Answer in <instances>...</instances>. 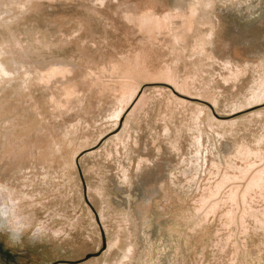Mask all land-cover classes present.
<instances>
[{
  "label": "rangeland",
  "instance_id": "1",
  "mask_svg": "<svg viewBox=\"0 0 264 264\" xmlns=\"http://www.w3.org/2000/svg\"><path fill=\"white\" fill-rule=\"evenodd\" d=\"M104 1L105 6L96 0H38L22 22L25 29L19 24L14 31L0 27V44L10 40L11 49L20 33L35 28L49 29L55 37L50 51L41 47L38 57L28 54L30 70L43 53L47 59L97 68L93 74L72 71L52 84L32 87L36 104L23 93L0 118L16 114L18 126L16 135L0 131V145L4 136L9 140L0 146V180L16 183L29 195L19 211L27 222L48 226V236L40 243L13 247L0 236V264H264L261 195L259 206L249 208L247 231L240 223L243 210L234 225L224 217L233 209L229 202L200 236L184 220L205 187L203 181L190 183L188 167L198 118L205 146H214L224 161L219 170L214 168L213 186L224 183L226 175L232 177L222 197L236 186L247 187L251 176L235 178L249 163L255 171L264 169V97L258 98L256 91L262 80L258 65L264 66V0H214L210 8L200 7L192 30L197 34L210 19L215 23L211 50L217 59L195 53L194 33H185V45L172 43L166 33L153 42L125 19L130 6L159 14L179 7L189 16L194 0ZM80 23L84 33L72 39ZM182 25L176 21L187 32ZM21 42L28 51L27 40ZM17 51L20 59L26 58ZM111 61L119 63V71L111 69ZM227 61L232 69L224 65ZM100 67L108 69L99 72ZM166 68L172 70L173 82L158 75ZM67 82L75 86L74 96L64 94ZM101 84H107V91ZM138 88L116 124L112 115L120 99L127 93L130 98ZM15 136L35 142V159L25 151L23 162H17L22 151ZM40 152L45 153L43 160ZM24 185L29 188L23 190Z\"/></svg>",
  "mask_w": 264,
  "mask_h": 264
},
{
  "label": "bare ground",
  "instance_id": "2",
  "mask_svg": "<svg viewBox=\"0 0 264 264\" xmlns=\"http://www.w3.org/2000/svg\"><path fill=\"white\" fill-rule=\"evenodd\" d=\"M37 1L38 0H0V27L3 29L7 28L9 31H14L13 30L14 26L16 24H19L21 28L25 29V26H23L22 22L25 20V17L34 8L35 3ZM96 1H98L101 6H105L104 0H96ZM194 1H195V3L193 4V6L191 8L189 7L190 8L189 16H187L186 13H184L179 7H176V10L175 9L173 10L171 8L165 14H159L153 10L139 11V10L135 9L133 6H130V7H128V12L126 13L125 19H127L132 24L136 25L140 29V32L144 33L150 40H154L153 42L158 41L159 36H161L163 33H166L172 39V43L175 42V43L180 44V45H181V43H183V45H185L184 43H187V42H185L187 39L185 36H187V34L188 35L193 34V33L196 34L194 32V30H192L194 28L193 24H195L193 22V19H195V17H197L200 14V7H202V8L205 7L206 9H208V8H210V6L213 3H215L214 0H194ZM176 3H179V2H176ZM206 9H205V11L207 12ZM16 10H18L19 13H16L15 12ZM95 13L100 14V12H98V9H95ZM206 16H207V13H206ZM206 19H207V17H206ZM177 20L182 21V24L187 27L185 29V31H187V32H184L183 28L181 29V28L176 26ZM203 20H204V18H203ZM209 21H210V24H207V22H206V24L204 26H202V27L198 26L200 29L198 28L199 32L196 34V37H195L194 50L196 51L195 52L196 54L200 53L203 56L211 54L210 56H213L212 57L213 59H217V57L215 56V54L211 50L215 46V37H216L217 26L215 25V23H213V21H211V19ZM201 23H202V21H201ZM33 28H35V27H33ZM33 28H31V29H33ZM83 30H85L84 24L80 23L79 28L75 31L72 39L76 38L78 40V38H80V36L83 35V33H84ZM185 33H187V34L185 35ZM166 34L162 35V36H166ZM15 35H16V33H13L11 36H15ZM62 36L64 39L65 33H62ZM22 38H25L28 42L27 44H29V45H27L29 47L28 51L26 49H24L25 47L23 48V45L21 44ZM54 38L55 37L51 34L49 29L42 31V29L40 30L39 28H35L31 33L28 31L27 32L25 31V33H20V35L16 41L17 44H15L16 48L14 47L15 50L11 49V45L9 43L10 40H8V41L6 40L7 42L5 41V42H2L0 44V118L3 115V113L5 111H7V108H9L10 105L12 106V104H10L11 101L14 100L16 97L18 98V96H21V94H23V93H26L28 98L32 102H35V100H33V98H32V95H33V93H32L33 88L32 87H37L39 84L40 85L52 84V82H54L56 77H58L59 75H62V77L64 76V78H65L67 76V74L72 73V71H74V73H76L75 75H77L78 72H82V71H87L90 74H93L96 72L95 70H97V68L95 66H89V64H86L84 66H80L82 63L79 66H76V65H74V63H70V61H68L69 59L65 60V58L55 60L54 59L55 57L53 59H50L48 56L49 59H47L46 54H44V53L41 54V58H42L41 62L38 61L39 60L38 59L37 61L34 62V65L31 64V67L32 68L35 67V70H32V68H31V70L28 69L27 65L29 63H27L26 61L30 55L29 53L32 54L34 52V54H36V53L39 54L41 52V50H40L41 47H44L45 50L50 51L51 47L54 45ZM67 38L69 39V37H67ZM32 39H33V41L34 40L36 41V43L39 47H37L34 42H31ZM62 43L64 46L67 45V43H64V42H62ZM82 43L84 44L85 40H82ZM18 48H20L21 51L24 53V56L26 57L25 59H24V57L22 59H20L21 57H18V55L16 53V52H18L17 51ZM173 49H175V48H173ZM45 50L43 52H45ZM197 51H198V53H197ZM37 54H36V56H37ZM124 59L127 61L128 64H129V61H131V58H129L127 56L124 57ZM77 61H79V60H77ZM136 61H138V59ZM72 62H74V61H72ZM131 63H132V61H131ZM138 63H139V61H138ZM258 63H260V62H258ZM43 65H46L45 68L41 67ZM224 65L227 68H231V69L234 67V65L231 61H227ZM110 66H111V69L112 68L114 69V71H119V69H120L119 63H116L114 61L110 62ZM107 69H108V67H100L99 72H104ZM224 69H226V68H224ZM236 69L238 72H241L242 67L239 66V64H238V66H236ZM235 72L233 74H237V72L236 73ZM258 72L261 73L262 80H261L260 84L258 85V90H256V89H254V90L258 91L257 96H258V98H261V96L264 97V66L261 68L258 65ZM158 75H160L161 77H164V78L167 77L168 79L172 80V82L174 80L173 72L169 68L168 69L166 68L164 71L159 72ZM77 77L82 79L81 76H77ZM231 77H232V74H231ZM124 78H125L124 80L126 81L127 77H124ZM83 79L86 80L85 78H83ZM67 83H68V85L66 84L67 86L65 88H68V87L69 88L68 89L64 88V94L74 96L73 94H74V92H76V91H74L75 86H73L69 82H67ZM257 84H258V81H257ZM75 85H76V83H75ZM101 85L103 86V90L107 91V89H108L107 84H101ZM70 86L72 87V89L70 88ZM46 87L49 88V86H46ZM135 88H137V87H135ZM37 90L38 89H36V91ZM138 90H139V88L136 91H135V89H133V91H135V92L133 93V95L129 94V96L132 95V96H130V98L128 97V95H127L128 93H127L126 95L124 94L125 96H127V98L122 97L123 99H120V101H119L120 107L112 115L113 118H116V121H115L116 124L119 123V121L124 116L129 104L134 99V97L137 95ZM125 91H127V89ZM131 91H132V89H131ZM131 91H128V92L131 93ZM252 95L254 96V94H252ZM124 98H126V99L124 100ZM35 104H36V102H35ZM37 106H38V104H37ZM205 110H206V108H205ZM197 113H198V111H197ZM203 113H204V110L202 109L201 115ZM8 118L9 117L4 116L5 120L4 119L0 120V131L2 130L4 132H6L8 129L12 133V135H16L17 129H18V126L15 123V122H17L16 121V114L14 116H11L10 119H8ZM199 119L200 118H198L196 123L194 122L195 123L194 130H196L198 132V135H195L196 137L192 135L193 139H192V144H191V150H192V154L194 157H193L192 162L190 164L188 163L189 164L188 167L190 168V171H191L190 173L192 176V178L190 179V183L191 182L194 183L195 181H199V182L203 181V182H205V187L203 190H202V188L201 189L199 188L200 192L202 191L201 196L195 201L196 207L193 210V213H191V214L189 213L190 215L188 217L184 218V220L186 222L185 224L190 225V226L193 225V232L197 236H200V234H202V229L205 226L210 225V223H212L211 218L214 219L215 216H217V213L219 211L223 210V206L226 205L225 202H227V203L229 202L230 204H232L233 209L228 210L227 213L224 215V217L226 216L227 219L230 221V222H228L229 224H232V222H233L232 225H234V223L236 221L235 219H237L236 216L239 215V212H241V210H243V214L240 217L241 222L240 221L239 222L241 223L243 230L247 231L248 230L247 217H248V213L250 212L249 208L253 209L254 205H256V203L258 205V202H259L258 196L259 195H261V197L264 198V169H260V170L255 171V168H254L255 166L253 165V163L252 164L249 163V165H247L248 168L246 170L242 171L243 175L237 176L235 178L236 180H238L240 178L248 180L249 179L248 175H249V177L251 176L250 179L248 180L249 182L247 181L248 182L247 187L244 190L242 189V188H244L242 186H236V188L233 187L234 189H231V191H229V193H227L225 195V197H222V192L224 191V187L230 183V181L232 180V177H230L229 175H226L225 178L223 179L224 183L221 182V185L219 184L218 186H213L212 180H213L214 175H215V173H213L214 168L219 170L222 167L224 161L222 158V154L217 149H215L214 146L212 149H211V146H209V145L207 147L205 146L204 132L200 127V124L202 122L199 124ZM17 120H19V119H17ZM3 136H4V134H3ZM7 136H4L5 138L3 141H5V143L7 141L9 142ZM10 137H11V135H10ZM5 143L3 145L2 144L0 145L1 148H2V146L5 145ZM15 143L18 144L20 150L22 151L19 156H16V160L18 163L23 162L22 157H23V153L25 151L28 152V158L29 159H35L37 157L36 156L37 152L34 151L37 147L35 142L34 143L33 142L32 143H26V141L24 139L15 136ZM15 146H17V145H15ZM120 146H121V144H120ZM119 153L117 152L118 155H119ZM44 154H42V152H40V154H39V156L42 157V160L45 157ZM250 156L251 155H249V157ZM228 157H229V155L226 154L224 156V160L225 161L228 160ZM211 158H213V160ZM251 158H253V157L251 156ZM47 159H46V161H47ZM217 159H219V160L217 161ZM243 159H245V158H243ZM43 162H45V161H43ZM142 164H143V162H142ZM211 166H213V167H211ZM140 167H142V166H140ZM188 176L189 175H187L186 177H188ZM245 177L248 179H246ZM126 179L129 180V177L127 176ZM195 183H197V182H195ZM225 183H227V184L224 185ZM0 185L4 186V188L6 189L5 194L9 197V199H11L15 203V205L17 206V212L19 213V211L22 207L24 197L27 198L29 195L27 193L19 190L20 187L16 183H14L12 185L11 184L7 185L0 180ZM173 186L176 187L177 186L176 183H174ZM26 188H29V187L27 185H24L23 190H25ZM16 195L18 198L16 197ZM178 198H180V197L178 196ZM262 200H264V199H262ZM259 204L261 205V203H259ZM248 218H250V217H248ZM126 259H128V256ZM125 263L127 264L128 262H125Z\"/></svg>",
  "mask_w": 264,
  "mask_h": 264
},
{
  "label": "clouds",
  "instance_id": "3",
  "mask_svg": "<svg viewBox=\"0 0 264 264\" xmlns=\"http://www.w3.org/2000/svg\"><path fill=\"white\" fill-rule=\"evenodd\" d=\"M0 185V236L6 238L10 246L20 247L25 242L35 244L48 236V226L44 223L30 224L18 212L15 203L5 194Z\"/></svg>",
  "mask_w": 264,
  "mask_h": 264
}]
</instances>
